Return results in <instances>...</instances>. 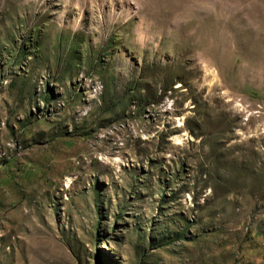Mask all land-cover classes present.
<instances>
[{
  "label": "rangeland",
  "instance_id": "rangeland-1",
  "mask_svg": "<svg viewBox=\"0 0 264 264\" xmlns=\"http://www.w3.org/2000/svg\"><path fill=\"white\" fill-rule=\"evenodd\" d=\"M0 264H264V0H0Z\"/></svg>",
  "mask_w": 264,
  "mask_h": 264
}]
</instances>
